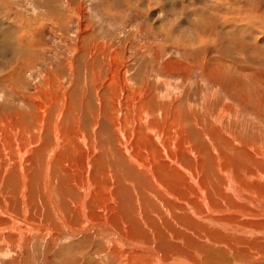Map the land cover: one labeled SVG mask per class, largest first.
<instances>
[{
  "label": "bare ground",
  "instance_id": "bare-ground-1",
  "mask_svg": "<svg viewBox=\"0 0 264 264\" xmlns=\"http://www.w3.org/2000/svg\"><path fill=\"white\" fill-rule=\"evenodd\" d=\"M3 22L0 81L16 82V74L29 70L27 51L35 48L22 42L28 32L10 29L16 21L5 17ZM100 49L95 44L87 51L85 78L90 70L100 75L101 68L97 74L92 65L87 69ZM116 51L108 56L117 57ZM106 63L110 68L104 79L98 86L91 83L99 105L95 111L84 98L86 108H78L80 79L72 57L57 62L69 76L67 83L47 68L38 93L29 95L34 110L26 114L28 124L15 120L6 125L0 113V123H6L0 125V257H10L4 264H58L53 257L65 262L68 254L78 259L76 264H264V119L259 117L264 79L245 74L238 65L208 63L202 76L215 79L217 86L207 102L222 107L207 124L189 99V112L177 115L185 124L179 119V125H162L161 119L159 125L160 116L158 125L154 120L139 124L137 114V125H125L131 113L127 105L135 100L126 98L139 89L144 98L149 93L142 86L132 90L123 63ZM175 65L179 72L190 69ZM220 90L225 96L217 95ZM239 107L255 110L253 126H235ZM226 111H234L230 126L216 125ZM64 238L67 243H60ZM42 244L47 248L37 262L32 255Z\"/></svg>",
  "mask_w": 264,
  "mask_h": 264
},
{
  "label": "rangeland",
  "instance_id": "rangeland-1",
  "mask_svg": "<svg viewBox=\"0 0 264 264\" xmlns=\"http://www.w3.org/2000/svg\"><path fill=\"white\" fill-rule=\"evenodd\" d=\"M3 5L6 6L5 10ZM0 8V19L3 20L6 17V20L16 21V27L10 29L16 34L22 33L23 30L26 33L28 32L29 37L22 42H25L27 46L33 45V49L35 48L33 51H27L26 56L30 61L27 67L29 70L20 77L16 74V82L10 79L0 81V113L4 118L2 120L4 122L8 121V124L5 123L6 125L12 123L14 125L15 120L19 126L22 122L29 123V116L26 114L32 112L34 107L30 104L31 100L28 102V99L34 93H38L39 80L46 74L48 68L54 70L55 73L58 72L60 76L62 75V81L67 83L69 76L66 72L57 68L59 65L57 62L72 57L75 60V67L77 63L80 79L78 93L75 98L78 102V108L81 110L84 107V105L81 106V100L84 101L83 98L87 100L91 111H95L97 106L99 107L91 83L93 86L100 84V81L104 79L108 72V68H110L106 63L110 60L123 63L122 65L128 70L126 73L130 80L128 79L127 82L131 85V88L136 89L137 87L139 89L141 86L144 89L147 88L148 92L146 91V93H149V95L146 94L145 98L142 97L144 95L141 94L140 89L137 92L132 88L138 93L130 91V95L132 93L136 94L132 95L133 97L124 92L128 96L126 99L132 98V102L135 99L133 105L128 104L131 100L128 99L129 101L126 103V99L123 100L126 96L123 94L122 108L127 109L125 104H128L127 107L129 105L133 106L132 110L131 107L130 109L128 107L131 113L127 112L128 121L132 120L133 123L127 121L125 125H137L138 115L140 118L138 120L139 124L140 121L145 122L146 120L145 125H151L152 120H154L156 125H161L163 122L162 125L167 124V126L179 125L178 122L183 121L184 118L183 120L180 119L177 116L178 112L181 111V114L183 111L189 112L186 108L189 103H191L192 110L201 118V121L203 119V124H207L210 117H215V113H218L219 108L222 107V105L219 107V104L214 105L207 102V100L214 99L215 93L213 91L214 87L217 86L212 84L216 83L215 79L208 77L206 74L202 76L203 67L208 63L211 66L221 61L227 66L234 65L233 68L238 65L239 68L241 67L240 71L243 70L242 72H245V74L250 76L249 73H252V77L257 78V80L264 79V0H0ZM6 10L9 14H7L8 12L4 14H7L10 19L3 14ZM5 26V22L0 24V33ZM82 26L86 31L82 32ZM88 30L89 33L86 35L85 33ZM95 44L98 48L101 47V52L99 50V57L96 55L93 64H90L87 69H91L92 65L97 74V69L101 68L99 70L100 75H92L93 70H90V73L89 71L87 73L88 77L85 78L84 66L87 61L86 58H88L87 51L91 45L95 46ZM76 49L79 52L75 53ZM112 51L118 53L117 57L108 56V52ZM171 60H174L173 64H171ZM88 61H90L89 58ZM211 61L212 63H210ZM178 62L186 64L190 68L189 71L179 72L176 68L177 65H175ZM62 64L65 68V63ZM198 64L202 65L198 67ZM166 65L172 66L166 68L168 67ZM0 72H2V69ZM73 81H75V78ZM217 82L218 86L222 85L220 81ZM144 84L145 86H143ZM87 88L89 89L88 93L84 94ZM173 89H175L174 92H172ZM110 95L111 93H108L106 89L105 96L111 99ZM217 95L225 96V93L220 90ZM142 99L146 100L143 104L140 103ZM227 101L231 103L230 100ZM160 105L162 109H158ZM85 108L86 106L83 110ZM134 109H137L138 113ZM168 109L173 110L169 112ZM11 110L12 114H10ZM28 110L29 112H27ZM237 111V118H235L237 124L235 126L254 125L253 120L256 113L254 109L239 107ZM224 114L223 121L220 123L216 120V125L230 126L227 120L228 117L229 119L233 117L234 111ZM142 115L143 117H141ZM259 117L264 119V114ZM169 119L172 120V123L169 122ZM157 120L158 124L156 123ZM103 121L102 126H105ZM185 121L187 120H184V124ZM4 122L0 125H5ZM87 122L84 120V124L89 127L90 123ZM67 241L68 239L64 238L60 243H67ZM39 246L41 249L36 251L33 254L34 256L32 255V258L37 259V262L42 259L43 252L41 255V250L47 248V246L43 247V244ZM68 257L69 260L65 262L60 261L59 256H55L53 259L58 264L62 262L76 264L78 262L76 257L71 259L69 254L64 259H68ZM9 259L10 257L1 256V264L6 263ZM39 264H42L41 261Z\"/></svg>",
  "mask_w": 264,
  "mask_h": 264
}]
</instances>
